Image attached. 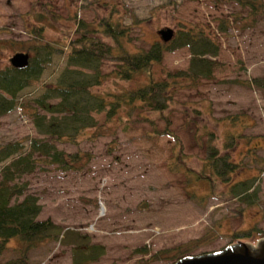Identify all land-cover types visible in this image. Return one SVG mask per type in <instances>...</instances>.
Wrapping results in <instances>:
<instances>
[{
	"label": "rangeland",
	"instance_id": "374dc122",
	"mask_svg": "<svg viewBox=\"0 0 264 264\" xmlns=\"http://www.w3.org/2000/svg\"><path fill=\"white\" fill-rule=\"evenodd\" d=\"M248 11L235 0H0V68L11 64L9 58L17 51L33 55L39 43L55 49L38 82L21 93L20 106L0 116V143L49 137L27 112L43 84L53 83L66 65L79 20L120 21L129 30V37L120 38L123 50L147 49L162 41L159 29L165 27L175 33L204 29L219 48L212 56V77L178 89L164 111L139 104L129 114L122 108L106 120L109 106L93 109L90 115L102 126L101 134L87 128L75 140L55 139L59 149L89 155L78 162L81 167L38 162L19 178L38 197V218H50L61 227L57 239L28 252L27 264H72L74 245L85 242L102 244L105 253L83 264H168L181 252L215 250L264 234V94L246 82L264 77V9ZM100 36L116 44L110 36ZM113 53L100 60V71L107 75L93 91L120 93L148 81L146 71L131 79L111 73L120 63ZM190 56L188 45L164 50L161 61L151 64L152 78H162L165 70L186 69ZM166 118L187 167L201 169L210 144L237 163L229 178H216L212 187L172 170L170 163H179L178 148L172 136L160 133ZM242 179L253 183L251 203L225 193L231 182ZM17 238L8 241L0 264L20 256Z\"/></svg>",
	"mask_w": 264,
	"mask_h": 264
},
{
	"label": "trees",
	"instance_id": "16d2710c",
	"mask_svg": "<svg viewBox=\"0 0 264 264\" xmlns=\"http://www.w3.org/2000/svg\"><path fill=\"white\" fill-rule=\"evenodd\" d=\"M235 1L242 7H248L249 13L264 9V0ZM77 23L80 26L76 27L75 31L79 35L69 41L66 65L53 83L43 84V91L33 97L35 106H29L30 111L27 112L38 130L49 137L27 136L24 139L0 143V254L7 247L8 241L17 237V249L20 254L18 258L9 259L4 264H27V254L32 248L45 241L57 239L61 232V227L50 218H38L42 208L38 197L27 192V183L19 179L23 174L34 171L38 162L57 163L63 168L71 169L81 167L78 165L80 160L82 163L87 161L89 155L80 151L66 152L59 149L55 139L75 140L80 133L88 130L87 128H94L95 134H101L99 130L102 126L90 115V110L93 109L103 110L109 106L106 120L113 119L122 108L129 114V111L139 104L164 111L178 89L194 87L201 78H210L213 75L215 59L212 56L217 55L219 48L215 37L204 29L186 28L179 33L174 32L168 41H154L147 49L123 50L124 45L120 38L129 37V30L127 26L121 25L120 21L115 23L111 18L102 17L96 24H88L83 20ZM100 33L110 36L116 44L113 46L104 41ZM182 45H188L191 52L188 67L165 70L162 78H152L151 64L161 61L164 50ZM36 48L26 66L15 67L9 64L0 68V116L20 106L21 93L26 87L38 82L46 62L52 52H55L49 43H39ZM109 52L120 60L111 73L122 79H131L135 73L146 71L148 81L120 93L93 91V85L100 84L107 75L100 71L99 66L100 60ZM70 65L87 67L92 71L85 72ZM246 82L250 86L260 88L264 94L263 76H252ZM53 98L59 100L51 101ZM38 108L46 112L42 113ZM236 119L234 118V122ZM169 123L166 118L165 127L160 133L175 139L178 148L176 157L179 163L183 164L179 166V163L171 162L172 170L183 171L188 180L206 181L212 187L216 178H229L237 163L232 162L228 155L220 154L217 147L210 144L203 167L197 171L187 167L183 160L185 155L180 150L181 144L169 128ZM252 186L253 183L247 179L238 180L231 182L225 193L232 199L251 203L255 194V191L252 192ZM72 252V264H83L97 260L105 253V247L99 243H78L74 245ZM184 253L186 252H181L180 255Z\"/></svg>",
	"mask_w": 264,
	"mask_h": 264
},
{
	"label": "water",
	"instance_id": "95a60500",
	"mask_svg": "<svg viewBox=\"0 0 264 264\" xmlns=\"http://www.w3.org/2000/svg\"><path fill=\"white\" fill-rule=\"evenodd\" d=\"M163 41H168L174 34L172 27L159 29ZM27 51H17L9 58L15 67L29 63ZM168 264H264V234L255 241L236 239L225 246L204 252L186 253Z\"/></svg>",
	"mask_w": 264,
	"mask_h": 264
}]
</instances>
